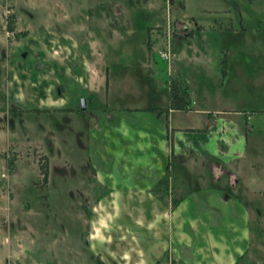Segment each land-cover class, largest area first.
Masks as SVG:
<instances>
[{
  "label": "rangeland",
  "instance_id": "rangeland-1",
  "mask_svg": "<svg viewBox=\"0 0 264 264\" xmlns=\"http://www.w3.org/2000/svg\"><path fill=\"white\" fill-rule=\"evenodd\" d=\"M176 21L202 24L204 41L197 36L194 44L212 57L204 77L197 66L188 69L193 106L205 115L229 113L226 119L236 121L249 151L259 126L262 151L264 0H0V215L55 213L68 225L73 213H110L113 203L103 198L96 205L104 188L86 166L84 140L92 119L77 107L81 98H87V112L165 107L169 72L158 51L167 48V25ZM224 26L241 32H215ZM98 70L101 78L91 85ZM253 214L250 248L238 264H264V213ZM211 219L209 230L218 238L222 227ZM26 238L33 250L45 246L36 259L60 249L39 236Z\"/></svg>",
  "mask_w": 264,
  "mask_h": 264
},
{
  "label": "crops",
  "instance_id": "crops-1",
  "mask_svg": "<svg viewBox=\"0 0 264 264\" xmlns=\"http://www.w3.org/2000/svg\"><path fill=\"white\" fill-rule=\"evenodd\" d=\"M230 28L215 32H241ZM204 34L202 24L167 25V48L158 51V55L167 52V58L159 55L169 72L165 107L103 108L89 116L86 166L104 188L96 205L103 198L113 203L110 213H73L68 225L55 220V213H47L49 221L46 213H4L0 224H4L5 256L0 264H238L242 260L250 248L251 213H264V147L261 151L259 126L251 132L249 151L236 121L226 119L229 113L214 110L205 115V110L193 106L194 81L188 69L193 66L195 71L197 66L199 75L207 72L212 58L206 46L194 44ZM97 72L91 85L101 78ZM173 200L176 204L171 206ZM211 217L222 227L218 238L209 230ZM27 234L60 249L53 257L43 253L36 259L37 248L27 245ZM34 240L30 244L35 245ZM192 254L196 257L189 263Z\"/></svg>",
  "mask_w": 264,
  "mask_h": 264
},
{
  "label": "flooded vegetation",
  "instance_id": "flooded-vegetation-1",
  "mask_svg": "<svg viewBox=\"0 0 264 264\" xmlns=\"http://www.w3.org/2000/svg\"><path fill=\"white\" fill-rule=\"evenodd\" d=\"M5 27H6V30L7 31H9V32H12L13 31V19L11 18V19H9V20H6V22H5ZM23 54L24 53H21V55H20V57H23ZM81 99H83L84 100V103H83V105H84V108H81V105H80V103H79V107H77V110L78 111H80V112H82V113H87L88 115H90V117H92L93 116V112L92 111H88L87 112V110H86V102H87V98L85 99V98H81ZM80 99V100H81ZM12 109H10V111H11ZM12 112V111H11Z\"/></svg>",
  "mask_w": 264,
  "mask_h": 264
},
{
  "label": "trees",
  "instance_id": "trees-1",
  "mask_svg": "<svg viewBox=\"0 0 264 264\" xmlns=\"http://www.w3.org/2000/svg\"><path fill=\"white\" fill-rule=\"evenodd\" d=\"M176 94V90L174 89V90H172V94ZM46 160L44 161V163L41 165V169H42V171H43V173H44V177H45V174H46V169H45V167H46ZM176 204V201L175 200H173L172 202H171V206H174Z\"/></svg>",
  "mask_w": 264,
  "mask_h": 264
},
{
  "label": "built area",
  "instance_id": "built-area-1",
  "mask_svg": "<svg viewBox=\"0 0 264 264\" xmlns=\"http://www.w3.org/2000/svg\"><path fill=\"white\" fill-rule=\"evenodd\" d=\"M159 55H160L161 57H163V58H167V52H165V51H160V52H159Z\"/></svg>",
  "mask_w": 264,
  "mask_h": 264
},
{
  "label": "water",
  "instance_id": "water-1",
  "mask_svg": "<svg viewBox=\"0 0 264 264\" xmlns=\"http://www.w3.org/2000/svg\"><path fill=\"white\" fill-rule=\"evenodd\" d=\"M83 103H84V100H83V99H81V100H80V105H81V108H84V105H83Z\"/></svg>",
  "mask_w": 264,
  "mask_h": 264
}]
</instances>
